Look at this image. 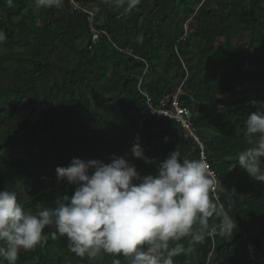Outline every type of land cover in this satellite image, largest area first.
Here are the masks:
<instances>
[{
  "label": "trees",
  "instance_id": "trees-1",
  "mask_svg": "<svg viewBox=\"0 0 264 264\" xmlns=\"http://www.w3.org/2000/svg\"><path fill=\"white\" fill-rule=\"evenodd\" d=\"M74 1L93 11L92 22L70 0L51 8L0 0V191L15 190L32 212L53 207L74 191L55 173L74 157L109 163L124 156L141 175L154 174L155 165L132 158L137 133L146 156L163 160L176 150L199 159L201 148L179 123L149 115L148 103L160 105L182 84L179 104L192 108L221 182L210 197L231 205L238 226L230 236L191 245L175 264H264V184L236 163L249 146L250 102L264 101V0H139L131 9L117 0ZM92 26L100 32L95 43ZM240 34L248 39L235 45ZM63 50L77 61L68 63ZM179 243L190 247L187 239ZM115 260L128 264L104 252L77 256L66 237L49 235L43 246L22 250L16 264Z\"/></svg>",
  "mask_w": 264,
  "mask_h": 264
},
{
  "label": "clouds",
  "instance_id": "clouds-1",
  "mask_svg": "<svg viewBox=\"0 0 264 264\" xmlns=\"http://www.w3.org/2000/svg\"><path fill=\"white\" fill-rule=\"evenodd\" d=\"M34 2L51 8L61 0ZM117 2L131 9L139 0ZM5 40L0 30V44ZM250 107L255 110L244 121L249 146L238 153L236 163L252 181L264 184V101L253 100ZM134 140L132 158L155 165L154 174L141 175L124 156L113 155L109 163L74 157L55 170L57 180H66L74 191L57 198L53 207L32 212L15 190L0 191V258L16 264L22 250L43 246L51 235L66 237L69 250L80 257L104 252L122 255L128 264H175L191 245L232 234L238 224L230 215L231 205L226 208L210 197L221 182L205 158L190 159L173 150L157 160L145 155L139 136ZM46 228L54 231L47 233ZM183 239L188 249L179 243Z\"/></svg>",
  "mask_w": 264,
  "mask_h": 264
},
{
  "label": "built area",
  "instance_id": "built-area-1",
  "mask_svg": "<svg viewBox=\"0 0 264 264\" xmlns=\"http://www.w3.org/2000/svg\"><path fill=\"white\" fill-rule=\"evenodd\" d=\"M70 3L75 8L80 9V10L82 9L85 13H87L89 15L88 17H89L90 22L94 20V13L91 9L82 8L74 0H70ZM91 28H92V33H93L92 42L95 43L99 39L100 32L93 26ZM126 52L127 54L132 55V51L130 49H127ZM183 94H184V91L182 90V84H181L179 89L176 91V93L172 94L171 96L164 97L161 100L160 105H151L150 103H148L149 108H150L149 115L157 116V117H164V118H167L169 120L179 123L184 131L185 137L192 138L194 142H196L198 146L201 148L200 158L202 157L207 160L206 154L204 152V145L200 142L197 130L193 126L192 121H191L192 116H193L192 108L187 107V106H182L179 104V97ZM137 136H139L138 133H137ZM210 170L211 172L214 173L211 166H210Z\"/></svg>",
  "mask_w": 264,
  "mask_h": 264
},
{
  "label": "rangeland",
  "instance_id": "rangeland-1",
  "mask_svg": "<svg viewBox=\"0 0 264 264\" xmlns=\"http://www.w3.org/2000/svg\"><path fill=\"white\" fill-rule=\"evenodd\" d=\"M247 39H248L247 34L235 35V36H233V43L235 45H238L239 43H241V42H243V41H245ZM61 54L65 55L67 57L66 60L68 61V63H75L77 61V57L73 56L71 54H67V50H63ZM58 56H60V55H58ZM58 56L57 57H52V58H54V60L57 61ZM5 64L6 65H10L11 61L6 60Z\"/></svg>",
  "mask_w": 264,
  "mask_h": 264
},
{
  "label": "crops",
  "instance_id": "crops-1",
  "mask_svg": "<svg viewBox=\"0 0 264 264\" xmlns=\"http://www.w3.org/2000/svg\"><path fill=\"white\" fill-rule=\"evenodd\" d=\"M184 64V63H183ZM185 65V64H184ZM187 75V74H186Z\"/></svg>",
  "mask_w": 264,
  "mask_h": 264
}]
</instances>
